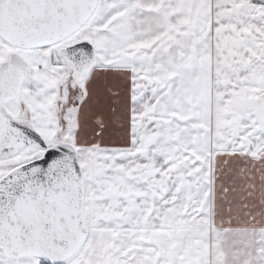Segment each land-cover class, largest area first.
Wrapping results in <instances>:
<instances>
[{"label": "snow or ice", "instance_id": "1", "mask_svg": "<svg viewBox=\"0 0 264 264\" xmlns=\"http://www.w3.org/2000/svg\"><path fill=\"white\" fill-rule=\"evenodd\" d=\"M0 264H264V0H0Z\"/></svg>", "mask_w": 264, "mask_h": 264}]
</instances>
